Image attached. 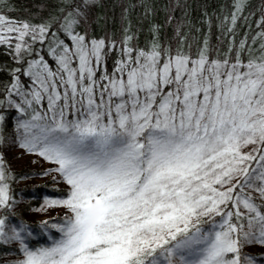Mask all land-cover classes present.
I'll list each match as a JSON object with an SVG mask.
<instances>
[{
    "label": "snow or ice",
    "instance_id": "6c2138e0",
    "mask_svg": "<svg viewBox=\"0 0 264 264\" xmlns=\"http://www.w3.org/2000/svg\"><path fill=\"white\" fill-rule=\"evenodd\" d=\"M75 23L69 13L61 25L72 45L50 50L56 71L33 61L36 88L12 85L22 97L17 111L32 109L17 125L20 147L57 165L69 186L67 199L47 206L72 213L61 240L23 248L19 264H264V51L247 63L239 54L234 63L210 60L204 51L197 60H165L157 44L133 56L126 37L127 59L97 79L106 43H89ZM48 29L0 15V43L4 32L43 42ZM45 97L42 114L34 105ZM4 179L0 167V207L9 199ZM216 216L219 230L201 227ZM19 239L0 219V241ZM248 246L260 251L244 252Z\"/></svg>",
    "mask_w": 264,
    "mask_h": 264
},
{
    "label": "trees",
    "instance_id": "16d2710c",
    "mask_svg": "<svg viewBox=\"0 0 264 264\" xmlns=\"http://www.w3.org/2000/svg\"><path fill=\"white\" fill-rule=\"evenodd\" d=\"M69 13L76 20L74 31L87 40L105 41L103 63L108 72L122 53L126 37H131L127 46L133 53L150 51L157 44L165 50L164 58L180 53L197 60L204 51L210 60L228 59L234 63L239 54L241 62L247 63L264 51V0H0V14L10 20L49 26L43 42L37 44V53V50H28L15 58L12 43H0V117L3 118L0 136L7 133L13 123L14 111L6 108L5 100L15 78L26 82L27 64L38 54L50 63L47 50L53 40L70 42L61 27ZM2 156L0 153L3 161ZM2 164L9 199L0 207V219L5 221V226L32 225L35 235L26 237V248L47 247L49 241L40 224L29 220L31 212L48 197L66 198L67 189L49 185L52 181L18 185L29 170L11 169L6 162ZM255 203L262 202L256 198ZM227 210L235 211L231 206ZM220 219L214 217L213 223V218H204L201 227L213 229ZM49 233L53 237L58 235L53 228ZM21 249L19 245L0 241V264H5L11 255H21Z\"/></svg>",
    "mask_w": 264,
    "mask_h": 264
},
{
    "label": "rangeland",
    "instance_id": "374dc122",
    "mask_svg": "<svg viewBox=\"0 0 264 264\" xmlns=\"http://www.w3.org/2000/svg\"><path fill=\"white\" fill-rule=\"evenodd\" d=\"M1 15V14H0ZM5 17V16H4ZM6 19L10 20L9 18L5 17ZM12 21V20H11ZM14 24H16L17 26L23 24V23H16L14 21H12ZM33 26H37V25H33ZM77 34L83 35L77 31H74ZM4 34L7 39L6 42L12 43V48H13V54L14 57L17 58L19 55L23 54L24 52L28 51V50H34L36 51V53L38 52V46L37 44H39V42L41 41L39 38H37L36 40H33L31 38V35L26 36L25 37V42L19 41L17 40L15 37L18 35V33H2ZM67 37L69 38L70 42L67 41H63V40H53L50 44V46L48 47V56L51 58V62H47L45 59H43V57L38 54V56L35 59H30L28 64H27V68L25 70V72H28L29 75H25L26 76V82L20 80L19 78H15L14 83L18 85V89L20 92L22 93H30L32 90H34L36 88V86L33 84V79L34 77L31 75V73H34L36 71H38V68H29V65L33 63V61H40L42 60L44 63H46L49 68L52 71H56L58 68V65L55 61V57L53 55L50 54V50L51 48L55 47L56 44L59 41H63L65 44H68L69 46L72 45V41L70 39V37L67 34ZM92 40H101V39H88L87 41L90 43ZM17 43H21L22 44V49L21 52H17L16 51V44ZM35 43V45H34ZM112 45H109V47ZM105 50V49H104ZM102 50V61L100 63V65L97 66V79H99L100 74H103L105 72H107L109 75H111L112 73H114L116 67H117V63L110 69V71H106L104 68V55H105V51ZM139 52L136 51L133 54V56H135V54ZM119 53V52H118ZM122 59H127V57L122 53H119L117 61L118 60H122ZM165 60H167L168 58H164ZM119 75V74H117ZM104 83H107L106 81ZM62 91V89H61ZM29 99H31V96H28ZM22 97L17 95V88H11L10 92L5 100V106L8 109H11L14 111V114L12 115V125L9 128V130L7 131V133L5 134H1V138H0V153L3 155L2 159L3 161L0 159V167H2L3 170V164L4 162H6V164L11 168V169H25L27 168L29 170V174L24 175V178L22 177L20 181L17 182L18 185H22V184H36V183H41V182H45V181H52V183H50L49 185H53L56 187H65L68 191V195H69V186L64 182L62 176H60V174L56 171H54V169L57 167V165L49 163L47 161H45L42 157L36 155V154H32L27 152L24 148L20 147V143H21V134L23 132V129H18L17 125L18 123H22L25 121H29L31 119V115H32V109L31 108H27V106L25 105V108L27 109L25 112L21 113L18 112L15 104L20 103ZM12 102L11 104L9 102ZM35 109L39 112H41L42 114L47 112V98L45 97L44 100H42V102L40 104H35L34 105ZM47 115L50 117L51 113H47ZM71 118V117H69ZM4 135V136H3ZM3 136V137H2ZM2 139V140H1ZM253 146H248L244 149H242L243 152H248L250 151V149ZM254 155H256V153H254ZM33 161H35V163H33ZM251 167L253 168H257L259 167L255 162L251 163ZM4 171V170H3ZM55 178V179H54ZM4 184V182H2ZM5 185V184H4ZM250 189L245 190V193L250 192ZM252 195L255 196L260 202L261 200L258 198V193L256 192H252ZM68 196L66 198H62V197H58L56 199H52L50 197L47 198V200H45V202L39 206L38 208L34 209L33 212H31V216L29 218L30 221H32L33 223L36 222L38 223V225L40 224V229L43 231V233H45L46 237L48 238L49 244L47 247H39L38 249L41 248H48L54 245V243H56L57 241L62 239V233L59 231V228L61 226L64 225L65 221L67 218L72 216V213L63 206H54V207H49L47 206V202L49 201H53V200H63V199H67ZM206 219V218H205ZM221 223V219L219 221L216 222V226H215V230H219V224ZM20 226L21 225H16L14 223L12 224H8L5 226V232H7L9 235H11V229L12 228H16L17 231L20 232V237L21 239L19 240H12L10 242H5L8 244H16L19 245L22 249V254L18 255V256H14L11 255L10 257H7L8 261L5 264H19L20 261H22L23 259H25L24 256V252H23V248H26L25 245V240L26 237H31L35 235V231L34 228L32 227V225L30 224H25L23 231H20ZM53 228L57 231V237H53L50 233H49V229ZM28 249V248H27ZM31 250V249H29ZM37 250V249H35ZM32 250V251H35ZM243 251L248 252V253H257L260 251V249L258 247H252V246H248L245 247L243 249Z\"/></svg>",
    "mask_w": 264,
    "mask_h": 264
}]
</instances>
